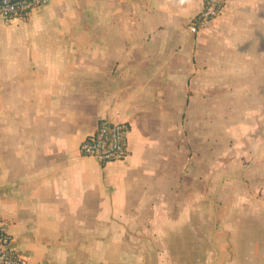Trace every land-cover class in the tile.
Wrapping results in <instances>:
<instances>
[{"label":"crops","instance_id":"crops-1","mask_svg":"<svg viewBox=\"0 0 264 264\" xmlns=\"http://www.w3.org/2000/svg\"><path fill=\"white\" fill-rule=\"evenodd\" d=\"M49 0L0 17V216L26 264H264V0ZM127 122V154L79 142Z\"/></svg>","mask_w":264,"mask_h":264},{"label":"built area","instance_id":"built-area-1","mask_svg":"<svg viewBox=\"0 0 264 264\" xmlns=\"http://www.w3.org/2000/svg\"><path fill=\"white\" fill-rule=\"evenodd\" d=\"M47 2L49 0H0V17L5 22L15 19L25 21L35 8ZM223 4L224 0H203L201 10L190 20L188 29L196 32L199 28L205 27L221 12ZM127 132V122H111L106 118H100L94 129L79 142L78 151L81 155L94 158L100 164L121 160L127 154ZM0 264H26L24 256L9 246L6 222L1 216Z\"/></svg>","mask_w":264,"mask_h":264}]
</instances>
